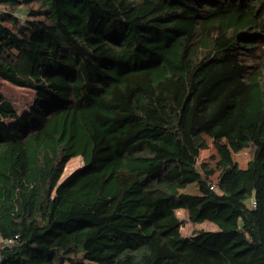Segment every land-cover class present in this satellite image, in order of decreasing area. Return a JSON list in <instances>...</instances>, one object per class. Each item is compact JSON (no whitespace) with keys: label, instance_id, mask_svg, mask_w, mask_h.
Listing matches in <instances>:
<instances>
[{"label":"trees","instance_id":"trees-1","mask_svg":"<svg viewBox=\"0 0 264 264\" xmlns=\"http://www.w3.org/2000/svg\"><path fill=\"white\" fill-rule=\"evenodd\" d=\"M0 78V264H264V0H0Z\"/></svg>","mask_w":264,"mask_h":264},{"label":"rangeland","instance_id":"rangeland-1","mask_svg":"<svg viewBox=\"0 0 264 264\" xmlns=\"http://www.w3.org/2000/svg\"><path fill=\"white\" fill-rule=\"evenodd\" d=\"M0 91H2L4 95L15 104L20 112L28 109L35 97V92L32 89L17 86L1 78ZM207 155L208 152L204 151L203 156ZM248 157L249 154L245 153L243 157H240L239 161L241 163H244ZM82 163L83 159L81 157L72 158L65 167L63 177L82 165ZM177 213L181 219L182 232L184 235H191L200 230L217 231L219 229L218 225L211 221H203L198 223L192 222L188 216V212L186 209L181 208Z\"/></svg>","mask_w":264,"mask_h":264}]
</instances>
